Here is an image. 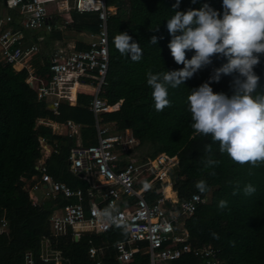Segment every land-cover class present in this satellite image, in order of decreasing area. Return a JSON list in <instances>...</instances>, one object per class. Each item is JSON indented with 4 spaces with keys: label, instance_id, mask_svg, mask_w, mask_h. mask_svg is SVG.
Instances as JSON below:
<instances>
[{
    "label": "trees",
    "instance_id": "1",
    "mask_svg": "<svg viewBox=\"0 0 264 264\" xmlns=\"http://www.w3.org/2000/svg\"><path fill=\"white\" fill-rule=\"evenodd\" d=\"M105 3L114 6L115 12L108 17L107 40L112 47L101 97L110 104L120 102L116 111L102 115L103 122L110 123L113 130L128 129L137 140L126 158L142 161L160 153L176 156L177 163L169 174L176 200H184L192 193L204 199L182 219L181 229L187 232L192 247L218 248L222 264H264V164L252 167L234 163L226 153L219 152V144L213 143L210 136L193 134L191 115L187 111L190 91L208 82L213 69L226 63V59L213 57V63L192 78L177 88L169 87L171 106L163 111L155 110L152 89L147 84L149 71L158 74L183 68L170 54L167 20L176 11L198 10L204 4L222 13V0H179L175 8L177 0H105ZM69 14L72 30L96 32L98 21L94 12L70 10ZM119 33H127L132 42L140 45L142 56L138 62L132 60L133 53L122 55L115 47L114 38ZM153 36L157 37L156 44L150 43ZM82 46L76 43V48ZM193 54L186 52V58L190 59ZM29 60L28 67L18 70L0 60V220L5 221V226H0V264H23L26 253L32 256L34 264H54L53 259L42 262L43 253L56 256L58 264H92L87 255L88 246L112 245L123 240L124 229L113 225L103 232L84 230L76 240L69 234L54 236L49 230L48 218L66 200L44 199L33 206L21 181L37 173L34 167L41 158V140L52 149L44 160L47 171L69 186L80 188L85 202L91 197L103 205L85 178L64 171L72 139L58 133L57 128L38 122L39 118H45L83 123L81 143H94L91 115L85 108L88 96L79 94L75 106L67 107L58 116L52 115L45 101L25 82L29 73L45 81L49 78V57L34 52ZM254 72L260 80L253 95L264 94V55ZM232 80L233 76L222 74L220 81L210 86L214 92L231 96ZM206 144H211V158L218 161L212 167L205 164L209 156L205 152ZM200 180L206 182L208 190L204 193L195 187ZM248 184L256 189L252 195L243 192ZM165 191L169 195L167 188ZM144 193L147 202H153L159 193V184L153 182ZM221 200L227 202L223 210L218 208ZM212 233L219 239H214ZM103 264H148V254L139 250L123 263L109 255ZM158 264L201 262L191 253H184L175 260Z\"/></svg>",
    "mask_w": 264,
    "mask_h": 264
},
{
    "label": "built area",
    "instance_id": "2",
    "mask_svg": "<svg viewBox=\"0 0 264 264\" xmlns=\"http://www.w3.org/2000/svg\"><path fill=\"white\" fill-rule=\"evenodd\" d=\"M2 1L6 7L17 9L21 14L17 27L4 26L11 22L9 15L0 17V60L14 68L25 56L37 51L33 43L22 45V30L47 25L49 17L44 6L47 0ZM68 8L77 12H94L98 21L96 32L88 33L83 48H59L52 52L48 61L50 75L46 81L29 73L25 82L38 98L45 101L54 116L63 111L64 105L75 106L78 95L84 91L87 93L85 108L91 115L94 143H81L83 123L45 118H39L38 122L52 128L59 126L62 132L58 133L72 139L64 171L85 178L103 205L91 197L85 202L80 188L69 186L47 171L44 159L52 149L41 140V158L34 167L37 173L29 180L21 179L30 203L35 206L44 199L66 200L50 214L49 230L54 236L69 234L75 240L84 230L103 232L113 226L102 224L96 213L110 204L116 206L130 226L129 230L125 239L112 245L88 246L87 255L92 264H103L109 255L123 263L139 250L148 254V264L175 260L184 253H191L201 264H222L218 248L211 245L192 247L187 232L181 229L182 219L204 199L192 193L184 200H176L169 179L177 163L176 156L160 153L142 161L126 158L137 140L128 129L110 130L102 120V115L116 111L120 102L110 104L101 97L109 69L108 52L112 47L107 40V24L108 17L115 12L114 6L106 4L105 0H71ZM66 23H71L70 18ZM153 182L159 184V193L153 202L148 203L144 191ZM0 226H5L3 219ZM40 259L44 263L53 259L54 264H58L57 257L47 253L41 254ZM23 264H34L29 253L24 255Z\"/></svg>",
    "mask_w": 264,
    "mask_h": 264
},
{
    "label": "clouds",
    "instance_id": "3",
    "mask_svg": "<svg viewBox=\"0 0 264 264\" xmlns=\"http://www.w3.org/2000/svg\"><path fill=\"white\" fill-rule=\"evenodd\" d=\"M178 6L179 0L174 8ZM167 30L171 36L170 54L183 68L147 73L155 110L163 111L171 106L169 87L177 88L192 78L211 65L213 57L224 58L226 63L213 69L209 81L192 89L187 97L190 127L194 135L210 136L213 143L219 144V152L226 153L234 163L252 167L264 164V94L253 95L260 80L254 68L264 55V0H222V13L208 4L198 10L176 11L167 20ZM150 43L156 44L157 37L153 36ZM114 44L122 55L133 53L132 60L141 59L140 45L132 42L127 33H119ZM188 51L194 53L190 59L186 58ZM222 74L233 76L231 96L214 92L210 86L212 82L218 83ZM205 152L209 154L206 166L218 164L211 158V144L205 145ZM195 187L200 193L208 190L203 180ZM255 191L251 184L243 189L245 195ZM226 207L225 200L219 201V209ZM96 216L104 225H114L125 232L129 230L130 226L114 205L98 210ZM212 237L219 239L216 233H212Z\"/></svg>",
    "mask_w": 264,
    "mask_h": 264
},
{
    "label": "crops",
    "instance_id": "4",
    "mask_svg": "<svg viewBox=\"0 0 264 264\" xmlns=\"http://www.w3.org/2000/svg\"><path fill=\"white\" fill-rule=\"evenodd\" d=\"M47 2H49L50 4H46ZM44 4L47 16L49 17V20L47 21V25L49 27L45 25L38 29L22 30V45L27 46L33 43L37 46L36 53L39 55H45L47 57H49L52 52L59 48H76L77 42L83 45L82 48L85 47L86 42L88 41V33L76 32L72 30V28L69 26L71 23H66L67 19L69 20L70 18L69 13L71 9H69L68 7L71 5V0H47L46 2H44ZM1 5L2 10L0 11V17L4 15H9L11 18V22L4 24V26L10 25L12 27H17L21 19V14L18 13L17 9L6 7L3 1L1 2ZM68 30H71V32H69ZM75 33H85V35L87 36V40H83L82 38H76L74 36ZM28 61L30 62L29 56H25L23 59L20 60L18 64L15 65V70H18L21 67H28ZM66 109L67 107L66 105H64L62 107V110ZM107 125L110 130H113L112 125L110 123H108ZM55 128H57L56 131L62 132L61 127L56 126Z\"/></svg>",
    "mask_w": 264,
    "mask_h": 264
},
{
    "label": "rangeland",
    "instance_id": "5",
    "mask_svg": "<svg viewBox=\"0 0 264 264\" xmlns=\"http://www.w3.org/2000/svg\"><path fill=\"white\" fill-rule=\"evenodd\" d=\"M1 0H0V11L2 10V5H1ZM69 32H71V30H68ZM74 36L76 38H82L83 40H87V36L85 35V33L83 34H78V33H75ZM87 93L84 91L81 95L85 96ZM167 194V193H166ZM168 195V194H167ZM98 198V197H97Z\"/></svg>",
    "mask_w": 264,
    "mask_h": 264
}]
</instances>
